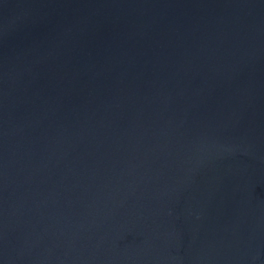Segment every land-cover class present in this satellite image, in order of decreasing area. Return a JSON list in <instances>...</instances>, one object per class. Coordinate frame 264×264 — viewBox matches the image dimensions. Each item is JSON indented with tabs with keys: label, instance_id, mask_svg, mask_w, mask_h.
<instances>
[{
	"label": "water",
	"instance_id": "water-1",
	"mask_svg": "<svg viewBox=\"0 0 264 264\" xmlns=\"http://www.w3.org/2000/svg\"><path fill=\"white\" fill-rule=\"evenodd\" d=\"M0 264H264V0H0Z\"/></svg>",
	"mask_w": 264,
	"mask_h": 264
}]
</instances>
